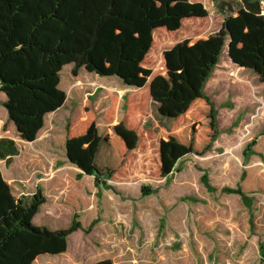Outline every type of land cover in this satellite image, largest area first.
Instances as JSON below:
<instances>
[{
    "label": "trees",
    "instance_id": "trees-1",
    "mask_svg": "<svg viewBox=\"0 0 264 264\" xmlns=\"http://www.w3.org/2000/svg\"><path fill=\"white\" fill-rule=\"evenodd\" d=\"M216 6L220 27L199 36L212 22L205 0H0V92L6 95L2 105L16 134L34 141L45 116L63 106L67 94L59 88L60 72L72 63L73 74L84 67L134 87L123 96L119 122L118 97H110L102 132L89 98L65 124L68 161L93 176L97 186L111 188L109 181L133 177L139 169L126 164L148 148L154 149L163 178L184 157L204 155L221 133L215 103L204 86L225 47L229 61L264 82L259 0H218ZM188 23L194 28L189 36ZM152 53L157 54L154 60L149 59ZM150 115L160 132L142 123ZM18 153L13 139L0 137V159L10 162ZM201 181L209 191L216 189L206 173ZM221 191L240 195L252 207L253 197L240 185ZM142 192L154 190L145 186ZM45 202L41 186L31 195H19L0 169V264H33L42 254L66 251L68 236L81 223L75 214L63 229L35 225L33 218Z\"/></svg>",
    "mask_w": 264,
    "mask_h": 264
},
{
    "label": "rangeland",
    "instance_id": "rangeland-1",
    "mask_svg": "<svg viewBox=\"0 0 264 264\" xmlns=\"http://www.w3.org/2000/svg\"><path fill=\"white\" fill-rule=\"evenodd\" d=\"M217 2L205 0L212 22L197 35L220 27ZM184 28L187 36L193 35L192 24ZM156 56L152 53L149 59ZM73 68L69 63L61 70L59 88L66 92V101L46 115L33 142L16 134L2 105L6 95L0 92V137L13 139L19 149L10 162L0 159L4 178L19 195H31L41 186L46 202L33 218L35 225L63 229L75 214L81 223L68 236L65 252L41 255L34 264H94L104 259L111 264H264V82L229 61L225 47L204 86L215 103L221 132L212 148L202 156L184 157L168 178L159 174L154 149H145L125 166L136 165L139 171L127 181H109L111 188H106L68 161L65 124L89 98L102 132L110 97H118L119 122L130 88L118 76H100L84 67L73 74ZM142 123L156 133L162 129L152 115ZM204 173L215 190L201 181ZM237 185L253 197L251 208L240 195L221 191ZM145 186L154 192L143 194Z\"/></svg>",
    "mask_w": 264,
    "mask_h": 264
},
{
    "label": "crops",
    "instance_id": "crops-1",
    "mask_svg": "<svg viewBox=\"0 0 264 264\" xmlns=\"http://www.w3.org/2000/svg\"><path fill=\"white\" fill-rule=\"evenodd\" d=\"M128 87L130 88L128 91H130L131 89L134 88L133 86H129V85H128ZM128 91H127V92H128ZM127 92H126V93H127ZM126 93H125V94H126ZM50 113H51V112H50ZM48 114H49V113H48ZM45 117H46V116H45ZM116 122H117V120H116ZM97 125H98V124H97ZM106 125H107V123H106ZM99 130H100V129H99ZM32 142H33V141H32ZM65 152H66V150H65ZM42 255H44V254H42ZM40 256H41V255H40ZM38 258H39V256H38L35 260H38ZM33 264H34V263H33Z\"/></svg>",
    "mask_w": 264,
    "mask_h": 264
},
{
    "label": "built area",
    "instance_id": "built-area-1",
    "mask_svg": "<svg viewBox=\"0 0 264 264\" xmlns=\"http://www.w3.org/2000/svg\"><path fill=\"white\" fill-rule=\"evenodd\" d=\"M259 4H260L261 9H262V11L264 13V0H259Z\"/></svg>",
    "mask_w": 264,
    "mask_h": 264
},
{
    "label": "water",
    "instance_id": "water-1",
    "mask_svg": "<svg viewBox=\"0 0 264 264\" xmlns=\"http://www.w3.org/2000/svg\"><path fill=\"white\" fill-rule=\"evenodd\" d=\"M131 86V85H130ZM28 142H32V141H28ZM67 157V156H66ZM68 159V158H67Z\"/></svg>",
    "mask_w": 264,
    "mask_h": 264
}]
</instances>
